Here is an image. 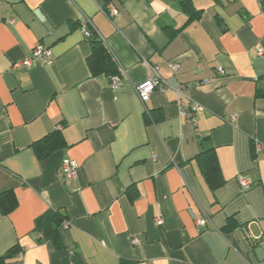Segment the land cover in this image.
Returning <instances> with one entry per match:
<instances>
[{
	"label": "crops",
	"instance_id": "obj_1",
	"mask_svg": "<svg viewBox=\"0 0 264 264\" xmlns=\"http://www.w3.org/2000/svg\"><path fill=\"white\" fill-rule=\"evenodd\" d=\"M190 1L193 17L181 0H0V193L17 202L0 208V264H264V0ZM92 30L117 75H92ZM38 43L51 58L16 67ZM145 60L193 84L196 126L173 89L140 100ZM54 132L63 145L39 158ZM55 212L61 247L43 231Z\"/></svg>",
	"mask_w": 264,
	"mask_h": 264
},
{
	"label": "trees",
	"instance_id": "obj_2",
	"mask_svg": "<svg viewBox=\"0 0 264 264\" xmlns=\"http://www.w3.org/2000/svg\"><path fill=\"white\" fill-rule=\"evenodd\" d=\"M182 7L186 12L190 14V16H195L197 10H192L191 1L190 0H181ZM191 9V10H189ZM106 14L109 12V8L104 9ZM198 13V12H197ZM108 15V14H107ZM109 16V15H108ZM91 43H92V53L88 57V65L92 75H100L105 74L108 76H114L119 73V66L116 61L112 58L110 51L106 48L102 40L99 38L97 33L92 30L90 35ZM257 96H264V90L258 88ZM63 145L62 137L54 132L45 136L38 142L34 144L35 150L38 154L39 158H44L52 153L55 149L61 147ZM208 154L207 159H203L205 152L201 153L198 156L200 160V164L202 163V168L204 171V175L207 178H210L213 174V169L217 166V159L215 157L214 151L212 149L206 152ZM217 184L213 185L216 187ZM17 202L13 197L11 191H4L0 193V208L2 212L8 213L15 206ZM51 217L53 220L52 223H49L45 227L44 234L48 239L53 240L57 247H61V241L59 237V229H62V223L65 218L59 212H55L52 214H48V217ZM45 217V216H44ZM42 217L39 221H42L44 218ZM47 217V215H46Z\"/></svg>",
	"mask_w": 264,
	"mask_h": 264
},
{
	"label": "built area",
	"instance_id": "obj_3",
	"mask_svg": "<svg viewBox=\"0 0 264 264\" xmlns=\"http://www.w3.org/2000/svg\"><path fill=\"white\" fill-rule=\"evenodd\" d=\"M110 17H113L118 14V10L115 7L109 8V12L107 13ZM90 22H86L85 25H83L84 31L89 35V26ZM261 54H264V51L260 52ZM52 56L51 49L44 46L42 43L36 44V46L32 50V55L30 57H27L25 60L17 62L15 64L16 67H29L32 63L33 58H45L49 59ZM144 64L149 68L150 70V76L147 80L143 81L140 84L135 85V91L137 92L140 100L142 102H146L150 95L157 89H161L164 92L173 89L178 98V102L182 103V113L187 119L188 122L192 123L193 125H197V118L196 114L198 111L202 109V106L197 101L191 100L183 91L186 87H192L193 84H179L178 86H172L168 84L165 79L161 76L159 72V67L151 64L149 61L145 60ZM173 69H176V66H173ZM218 72L222 75L225 74V70L223 68H218ZM114 86L117 85V80H113ZM79 164L77 161L70 159V158H63L60 164V173L62 177L65 179V181H69L74 179L78 174ZM240 185L242 188H249L252 185V180L246 176H240L239 178ZM158 222L162 224L163 220L161 217L157 218ZM196 223L199 225H207L210 223V218L205 215H199L196 218ZM70 227V222L66 219L62 223V229L66 230ZM138 240L137 238H134L132 240L133 243H136Z\"/></svg>",
	"mask_w": 264,
	"mask_h": 264
}]
</instances>
